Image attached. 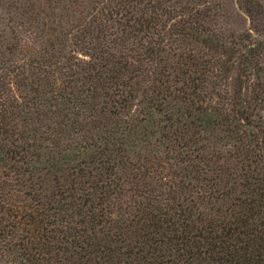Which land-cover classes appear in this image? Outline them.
<instances>
[{
	"label": "trees",
	"instance_id": "trees-1",
	"mask_svg": "<svg viewBox=\"0 0 264 264\" xmlns=\"http://www.w3.org/2000/svg\"><path fill=\"white\" fill-rule=\"evenodd\" d=\"M0 264H264V0H0Z\"/></svg>",
	"mask_w": 264,
	"mask_h": 264
}]
</instances>
